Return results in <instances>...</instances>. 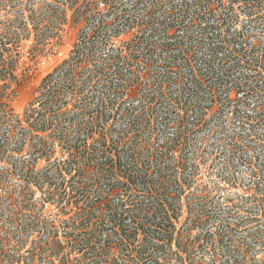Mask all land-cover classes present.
Segmentation results:
<instances>
[{
	"label": "trees",
	"instance_id": "obj_1",
	"mask_svg": "<svg viewBox=\"0 0 264 264\" xmlns=\"http://www.w3.org/2000/svg\"><path fill=\"white\" fill-rule=\"evenodd\" d=\"M62 1L66 4H44L43 8L28 7L27 12L31 20L28 25L31 28L27 24L22 28L14 22L8 31L13 30L25 38L32 33L36 44L49 45L58 36L63 23L59 16L72 11L77 16V21L88 22L103 13H114L115 18L123 21L130 19L132 29L137 30V34L131 43L132 50L122 51L105 59L106 62L103 63V67L111 63L108 66L110 72L107 78L102 80L108 95L103 105L104 115L101 112H97L95 116L86 114L83 110L80 112V116L92 120L87 119L91 127L86 128L79 122L76 129L83 126V131L87 130L89 138L97 136V141L93 143L95 146L89 149V157L74 168L70 166L72 161L67 163L69 167H63L60 161L53 162L43 173L39 189L36 187L39 191L45 187L44 195L46 194L48 201L62 200L65 197L63 206L49 220L43 218L41 209L36 208L32 201L35 193L32 188L36 185V178H28L20 193V203L16 204L10 195L4 200L0 198V213H7L10 224H15L6 228L4 238L0 237V264H4V260L5 264H16L23 260H27L25 264H36L37 258L47 264H207L203 258L196 261L190 256L184 258L179 252L173 256L168 250L171 241L176 238L178 250L187 253V245L182 240L183 232L177 231V224L173 221L180 213L173 204L177 193H168L169 188L179 185L180 177L170 180L159 171L160 162L157 164L156 160L161 159L162 162L171 159V153L179 142L192 145L189 144L191 141L186 139L190 132L205 123L204 111H209L210 107H205L204 103L211 101L205 94L212 99L209 92L215 88L210 86L206 89V86L198 81L186 80L187 83H180L177 78H169V74H174L172 68H176L175 74H183L185 70L193 76L197 71L208 74L217 71L222 77L237 71L256 73L247 66L252 63L249 58L253 55H249L253 52L246 54V43L243 39L220 41L216 40V37L205 39L202 36L210 31L216 33L220 24L228 23L235 16L232 13L233 3H230V10L224 14L220 11L222 0H134L133 5H139L141 12L139 17L130 18L123 0ZM256 1L254 5L264 11V0ZM249 2L252 4L253 0ZM213 3H219L218 9L210 7ZM99 5H103V8L99 9ZM109 25L110 22L100 19L94 26L92 40L84 42L86 47L78 50L76 46L69 58L43 80V84L55 81L68 83L72 87L68 92V88L57 85L41 95V100L44 101L41 109L48 114L49 119L42 122L40 132L62 130L66 122L74 124L79 117V113L76 114V109L81 106L80 99H77L81 94L79 77L90 74L96 49L107 47L106 42L110 37L106 36V29ZM179 28L201 35L191 42L157 37L158 33L168 34L171 30ZM17 43L16 38L0 35V53L7 46ZM231 46L233 48L230 49ZM81 64L85 66L80 68ZM258 68L261 70L256 76L264 77V67L260 65ZM7 80V75L0 70V81ZM180 80L182 81V78ZM139 81H144L135 98L140 104L130 106L127 103L130 106L128 109L119 97H126V91L140 85ZM7 88L5 84L0 86V119L4 123L9 122L4 120L7 115L6 104L10 100L5 94ZM262 90L264 85L254 84L247 89V93L253 95ZM67 93L71 95L68 96ZM3 98L6 100H2ZM105 110L109 111L107 115ZM113 110L118 112L119 121L128 119L129 124H119L116 141L108 145L101 141L108 137L112 127L107 121ZM37 115L40 117V112ZM144 115H147V118L148 115L151 116L143 121ZM248 117L245 115V118ZM239 118L243 119V116L239 115ZM142 123L144 126L140 128ZM6 127L7 145L16 126L8 124ZM172 128L173 132L169 133ZM200 142L195 143L198 145ZM42 143L39 146L31 145L30 151L34 150L35 154L40 152L37 160L44 159L49 162L50 152L43 151L46 144ZM24 147L21 145L13 152L20 154ZM79 148L84 149V153L87 150L85 144ZM144 155L152 157L153 160L155 157V161L149 160L146 167V162L142 161ZM6 158L2 157L4 161ZM174 166L179 169L185 165L182 159H178ZM197 166L196 161H193L190 168L194 171ZM13 176L10 170L2 172L0 182H10ZM75 176L77 180L73 182ZM213 214L219 217L222 215L221 209L217 207ZM18 219L20 223H15ZM238 225L245 226V222ZM228 227L229 224L222 225L220 232L212 234L216 243L222 240L221 234L225 235ZM29 233L34 235V240H30ZM13 234L17 235L15 242L11 240ZM253 240L254 242L250 241L249 244H262L255 238ZM6 243L12 250L5 251ZM26 247L28 248L24 253L27 256L24 258L22 251ZM240 247H243L241 243L235 245V250L226 247L223 250L225 259L221 264H264V255L260 258L249 256L248 246H245V253L240 251ZM215 259V255L211 257L212 264H215Z\"/></svg>",
	"mask_w": 264,
	"mask_h": 264
},
{
	"label": "rangeland",
	"instance_id": "obj_2",
	"mask_svg": "<svg viewBox=\"0 0 264 264\" xmlns=\"http://www.w3.org/2000/svg\"><path fill=\"white\" fill-rule=\"evenodd\" d=\"M222 1V10L220 8V11L226 14L230 10V3H233L232 13L235 16L228 23L220 24L217 34L210 31L202 34V36L205 39L216 37V40L220 41L231 38L243 39V42L246 43L244 47L246 54L249 55L251 51L253 52L249 55V57L253 55L249 58L252 63L247 66L251 67L256 73L252 71L251 74H248V72L243 73L242 71L240 73L237 71L222 77L221 74H217V71H214V74L197 71L196 75L193 76L185 70H183V74H175L176 68H172L174 74H169V78H177L180 83H183V81L187 83L186 80L198 81L207 88L212 86V79L215 80V78L221 77L227 83H222L221 78L217 81V87H220V89H210V95L214 96L212 99L207 96V99L213 102L211 105L213 106L212 112L207 111L203 116L206 124L196 127L195 131L189 133L186 140L191 141L189 144L192 145L189 146L179 142L171 153V159L162 162L161 159L156 160L157 164L160 162L159 171L168 176L170 180L180 177L178 184L181 186H172L169 188L168 193L174 194V191L177 193L173 199V204L180 210V213L177 214L176 218H173V221L177 224V231L183 232L182 240L187 245L185 246L187 253L178 250L176 238L171 241L168 250L173 256L179 252L184 258L190 256L196 261L203 258L207 264H212L211 257L214 255L216 256L215 264H221L225 259L223 250L226 247L235 250V245L239 243L243 246L240 247L242 253H245V246H248L247 250L249 252L247 254L249 256L260 258L264 255V90L257 94L247 93L242 96L237 93L234 86L238 83H244L247 78H252V80L247 81V86L253 84L257 86L264 85V77L256 76L257 72L259 73L261 70L258 67L260 65L264 67V11L254 5L257 3L256 0H253L252 4L249 0ZM122 2L130 18L139 17L141 7L139 5L134 6V0H123ZM57 3L60 5L66 4L62 0H0V35L16 38L18 41L16 45L7 46L0 53V70L8 78L7 81H0V86L3 84L8 86L5 94L10 99L6 104L7 115L4 119L9 122L4 123L0 119V174L10 170L14 175L10 182L5 184L0 182V198L4 200L10 195L16 204L20 203V193L23 191L25 183L28 182V178H34V180L36 178V185L32 184V191H35L32 201L36 208L41 209L43 218L48 220L63 206L66 199L63 197L62 200L49 199L48 201V197L46 194L44 195L45 187H42L40 191L37 190L43 173L50 168L49 165H52L53 162L60 161L63 167H69L67 163L69 164L72 161L70 166L74 168L80 162H85V158L89 157V149L95 146L93 143L97 141V136L93 135L92 138H89V133L87 130L83 131L85 129L83 126L76 129L79 122L84 124L86 128L91 127L88 120H92L80 116V112L83 110L86 114L91 113V116H95L97 112L104 115L103 105L105 104L104 101H107L108 95L103 88L105 82L102 80L107 78L110 72L108 66L111 63H107L104 67L103 63L106 62L105 59L120 54L122 51L132 50L131 43L137 34V30L132 29L133 25L130 19L123 21L120 18H115L114 13H103V15L88 22L77 21V16L72 11H67L63 16H59L63 23L58 36L49 45L36 44L32 33L25 38L22 35H17L13 30L8 31L10 25H14V22L22 28L24 25L26 27V24L31 28L28 25L31 23L27 12L28 7L43 8L44 4L55 6ZM218 6L219 3L210 4V7L215 10L218 9ZM98 8H103V5H99ZM100 19L104 22H110L109 27L106 29V36L110 38L106 42V48L103 45L100 49L97 47L94 62L90 63V74L79 77L81 78L79 81L81 94L77 99H80L81 106L76 109V114L79 113V117L74 124L66 122L62 130H43V132H40L42 131V122L44 123L49 119L48 114L41 109L44 102L40 100L41 95L57 85L68 88V92L72 87L68 83L55 81L43 84V80L47 75L54 73L62 62L69 58L76 46L78 50L83 46L86 47L84 42L92 40L94 26ZM177 30L173 29L168 34L158 33L157 37L173 41L191 42L201 35L183 28ZM17 36L19 37L17 38ZM99 39L102 40L101 36H99ZM92 44L94 45V43ZM231 48L233 47L231 46ZM83 66L85 65H79L80 68ZM80 72H82V69ZM180 78H182V81ZM139 82L140 85L131 87L126 91V97H119L124 101L126 108L140 104L135 98L141 91L144 81ZM230 86H233V92H231ZM165 92H167L166 89ZM224 92L228 97H219ZM67 95L70 96L71 94L67 93ZM241 96L242 99H240ZM238 99L243 101L244 105H248L247 109H244L245 114L249 111L247 121L239 118L235 119L236 113L231 112L232 108L236 106L234 102ZM2 100H6V98ZM33 112L34 115H32ZM38 112H40V117L37 115ZM108 112V110H105L106 115ZM214 112L221 115L218 116ZM117 113L115 110L112 111V116L107 121L108 125H112V127L108 137L101 141L108 145L116 141L118 125L129 124L128 119L119 121ZM146 116H142L143 121L151 115H148V118ZM8 124L16 126V129L6 145L8 138H6L5 131ZM143 126L144 123L140 125V128ZM96 128L98 127L96 126ZM172 130L174 129H170L169 133H172ZM196 141L201 142L197 145ZM42 142L46 144L43 151L50 152L51 160L49 162L44 159L37 160L40 152L35 154L34 150L30 151L31 145L39 146L43 144ZM82 144L87 147L85 153L84 149L79 148ZM21 145L25 146L23 151L20 154H15L13 150H18ZM192 154H195V156ZM157 155L156 152V159ZM2 157L6 158L5 161ZM178 159H182L185 165L179 169L174 166ZM149 160H153L152 157L142 156V161L146 162V167ZM153 161H155V157ZM193 161L198 164L194 171L190 168ZM39 178L40 181H38ZM75 180H77V176L74 177L73 182ZM68 185L70 186L71 183ZM217 207L222 212L219 217L213 214ZM8 216L7 213H0L1 238L5 237L4 234L7 232L6 228L8 226L15 225L14 223L10 224ZM18 222L19 219L15 221V223ZM240 222H245V226H239ZM227 224L230 225L227 233L225 235L221 234L222 240L216 243L212 234H216V231L221 230L222 225ZM29 234L31 236V233ZM16 236V234H13L11 237L13 242L17 239ZM252 237L258 240L259 243L262 242V244H249L250 241L254 242ZM30 240H34V235L31 236ZM4 245L5 251L12 250L7 243ZM27 248H24L22 255ZM23 256L26 258L27 254L24 253ZM25 262L27 263V260L18 261L16 264H25ZM36 264L47 263L40 262L37 258Z\"/></svg>",
	"mask_w": 264,
	"mask_h": 264
},
{
	"label": "built area",
	"instance_id": "obj_3",
	"mask_svg": "<svg viewBox=\"0 0 264 264\" xmlns=\"http://www.w3.org/2000/svg\"><path fill=\"white\" fill-rule=\"evenodd\" d=\"M178 31V30H177ZM169 33V32H168ZM216 34H217V32H216ZM229 40V39H228ZM179 41V40H178ZM217 80H218V78H215V80H213L212 79V81H213V83H212V86H214L215 88H214V90H216V88L217 89H220V87H217ZM250 81L251 79H249V78H247L246 79V81L244 82V83H238L237 85H234L235 86V88L237 89V93L238 94H241L242 96L244 95V94H247V89L248 88H250L251 86H247V81ZM223 81V80H222ZM224 84H226L227 82L226 81H224L223 82ZM251 84H252V82H250ZM254 85V84H253ZM252 85V86H253ZM206 88V87H205ZM208 88V87H207ZM206 88V89H207ZM224 88V87H223ZM230 88L232 89V91L231 92H233V86H230ZM205 96H206V98H207V95L205 94ZM214 95H212V97H213ZM241 96V98L240 99H242L243 97ZM219 97H221V98H226V97H228V95L227 94H225V92L223 93V94H221V95H219ZM40 100H41V98H40ZM233 103V102H232ZM205 105V107H210V109H209V111L208 112H212V107L213 106H211L212 104H213V102H212V100L211 101H209V102H206V103H204ZM234 104H236V106L235 107H233L232 108V111L231 112H235L236 113V116L234 117L235 119L236 118H239V115H241V116H243V119L242 120H244V121H247V118H245V115H247L248 116V112L249 111H247V114H245V110L244 109H247V107H248V105H244L243 104V101H241V100H236V102H234ZM205 113L207 112V111H204ZM214 113H216V112H214ZM217 114V113H216ZM218 116H220L221 114H217ZM204 116H205V114H204ZM220 118V117H219ZM221 119V118H220ZM240 119V118H239Z\"/></svg>",
	"mask_w": 264,
	"mask_h": 264
}]
</instances>
